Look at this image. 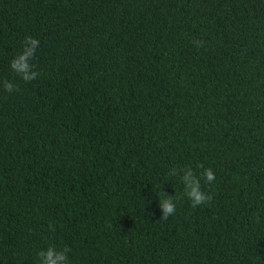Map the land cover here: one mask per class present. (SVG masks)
Here are the masks:
<instances>
[{"label":"trees","instance_id":"16d2710c","mask_svg":"<svg viewBox=\"0 0 264 264\" xmlns=\"http://www.w3.org/2000/svg\"><path fill=\"white\" fill-rule=\"evenodd\" d=\"M4 80L0 264H264V0H0Z\"/></svg>","mask_w":264,"mask_h":264},{"label":"clouds","instance_id":"9594fccd","mask_svg":"<svg viewBox=\"0 0 264 264\" xmlns=\"http://www.w3.org/2000/svg\"><path fill=\"white\" fill-rule=\"evenodd\" d=\"M40 45L38 39L32 36H27L23 41V47L10 63V69L26 83H30L39 76V72L35 70L36 65L33 63L36 55V50ZM3 89L9 93L16 90L13 82L4 80L2 82ZM203 168V165H199ZM171 176H179L183 185V197L191 202L193 208L211 202V195L202 190L201 178L205 183L211 184L215 180V173L211 168H203L201 176H197L191 167L172 170ZM160 201V209L162 215L159 219L167 220L170 215L176 212V197L175 195H167L163 190L155 192ZM49 230L55 231V226L49 224ZM71 249L64 247L57 249L55 246H49L37 253L38 264H68V254Z\"/></svg>","mask_w":264,"mask_h":264}]
</instances>
